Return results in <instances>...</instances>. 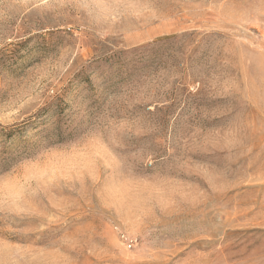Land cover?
<instances>
[{
    "label": "rangeland",
    "instance_id": "rangeland-1",
    "mask_svg": "<svg viewBox=\"0 0 264 264\" xmlns=\"http://www.w3.org/2000/svg\"><path fill=\"white\" fill-rule=\"evenodd\" d=\"M0 264H264V0H0Z\"/></svg>",
    "mask_w": 264,
    "mask_h": 264
}]
</instances>
